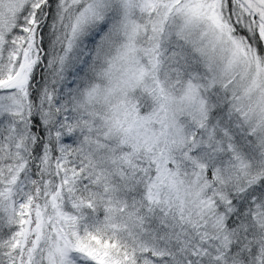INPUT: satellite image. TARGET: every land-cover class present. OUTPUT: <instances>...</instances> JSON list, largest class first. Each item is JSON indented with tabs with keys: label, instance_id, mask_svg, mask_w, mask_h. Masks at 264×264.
<instances>
[{
	"label": "snow or ice",
	"instance_id": "6c2138e0",
	"mask_svg": "<svg viewBox=\"0 0 264 264\" xmlns=\"http://www.w3.org/2000/svg\"><path fill=\"white\" fill-rule=\"evenodd\" d=\"M0 264H264V0H0Z\"/></svg>",
	"mask_w": 264,
	"mask_h": 264
}]
</instances>
